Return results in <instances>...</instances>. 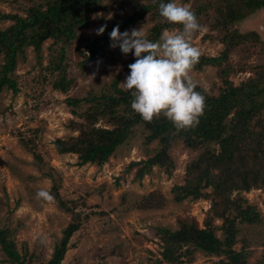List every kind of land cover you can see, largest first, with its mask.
<instances>
[{"label":"rangeland","instance_id":"374dc122","mask_svg":"<svg viewBox=\"0 0 264 264\" xmlns=\"http://www.w3.org/2000/svg\"><path fill=\"white\" fill-rule=\"evenodd\" d=\"M146 2L106 0L93 14L89 26L83 30L84 35L88 38L98 36L95 29L100 25H106L107 29L117 15L132 16L138 3ZM178 2L189 5L190 9L193 4L189 0ZM32 5L28 0H0V31L14 24L3 16L19 14L25 17V7ZM164 21L161 18V22ZM155 23L146 15L137 29L144 26L147 38ZM236 28L242 33L256 32L264 42V8L239 22ZM175 30L178 29L168 31ZM210 33L214 39L205 38ZM215 37L216 32L209 28L194 33L191 43L199 49L200 57L221 55L224 45ZM56 48L51 40L45 41L40 57L33 48H28L25 55L18 58L15 71L19 93L15 95L4 89L0 95V228L12 232L26 264H47L72 221V214L61 207L57 193L70 207L75 202L76 212L81 213V227L71 238L62 264H149L161 258L163 251L158 229L176 232L181 228V220L194 221L202 230L211 221L216 237L224 241L225 221L210 213L212 202L209 199L175 201V188L187 183V168L199 155L185 147L182 140L174 141L170 147L174 165L170 173L156 166L142 178H138L142 166L131 167V164L146 161L161 149L157 141L150 145L145 143L146 133L142 128H137L135 135L102 167L80 165L77 154L58 152L54 144L57 139L67 141L79 135L71 129L70 122H83L71 114L67 99L86 98L90 91L109 87L118 77L122 87L134 56L118 50L108 53L106 60L98 58L86 63L78 54L82 46L76 42L67 53V77L74 83L64 94L53 87L59 73L49 70ZM240 58L232 55L229 60L237 66ZM247 61L252 64L258 57L255 55ZM3 64L0 54V67ZM219 72L217 66H206L201 71L191 69L190 76L198 86L218 96L225 87ZM253 76L252 71L237 70L230 74L229 81L239 87ZM87 107L83 105L81 111ZM99 126L105 127L103 123ZM40 189L48 191L53 199L36 198L35 193ZM211 191L204 190L203 194ZM237 195L235 192L233 197ZM241 196L257 207L263 223L237 224L239 232L233 249L240 251L243 241H248L249 263L257 264L264 250V191L252 189ZM149 197L153 201L163 197L164 206L140 210L141 202ZM153 207H156L155 202ZM194 256L192 264H216L218 261L215 256L202 252ZM0 264H13L7 260L1 246Z\"/></svg>","mask_w":264,"mask_h":264},{"label":"trees","instance_id":"16d2710c","mask_svg":"<svg viewBox=\"0 0 264 264\" xmlns=\"http://www.w3.org/2000/svg\"><path fill=\"white\" fill-rule=\"evenodd\" d=\"M28 1L33 5L25 7V17L19 14L3 16V19L14 24L0 31V54L4 58V64L0 67V95L4 89L11 90L15 95L19 93L15 79L18 58L25 55L28 48H33L40 57L42 45L47 40L52 41L53 47H58L54 54L52 52L49 66L52 73H59L53 87L66 94L74 83L73 79L67 77V53L76 42L82 46L78 54L84 58V62L90 63L98 58L106 60L108 53L120 50L119 47L109 46L108 33L113 26L118 25L119 30L124 32L130 27L137 28L145 21L146 15H150V19L156 21L147 37L152 41L158 40L165 29L181 27L161 22L158 11L161 0H147L145 4L138 3L132 16L117 15L113 25L102 35L88 38L83 30L106 0ZM189 1H193L191 10L198 23L216 32L215 38L224 45L219 57H199L192 68L201 71L206 66H217L225 85L218 96L197 87L196 90L204 96V108L198 122L189 128L177 130L162 115L150 122L143 121L131 109L130 91L120 86L118 77L109 87L90 91L86 98L67 99L71 114L83 122H70L71 129L79 132L77 137L67 141L57 139L54 144L60 154H77L80 165L102 167L135 135L137 128H142L146 133L145 143L150 145L157 141L161 147L146 161L131 164V167L142 166L138 171V178H142L156 166L170 173L174 168L170 147L174 141L182 140L185 147L197 151L199 155L187 168V183L175 188V201L209 199L212 202L210 213L225 221L223 229L226 238L221 241L216 237L211 221L202 230L194 221L181 220V228L176 232L158 229L163 251L161 258L151 260L149 264H192L197 252L215 256L218 259L216 264H250V243L243 241L240 251H235L233 247L239 232L237 224L263 223L257 207L250 205L241 194L252 189L264 191V42L258 33H242L236 25L264 8V0ZM163 2L167 3L168 0ZM205 38L214 39L211 33ZM232 55L241 57L237 66L229 60ZM255 55L258 61L248 64L247 60ZM111 58L114 59L113 56ZM134 60L135 57L130 63ZM237 70L252 71L254 76L236 87L229 81V76ZM83 103L88 107L81 111L85 105ZM99 123L105 127H98ZM209 189L211 193L203 194L204 190ZM235 192L238 195L233 197ZM56 198L73 218L47 264H62L71 238L81 227V213L76 212V203L72 202L70 207L58 193ZM154 202L156 207H153ZM163 202V197L154 201L149 197L138 208H162ZM12 236L9 229L0 228L1 250L9 262L26 264ZM257 264H264V250Z\"/></svg>","mask_w":264,"mask_h":264},{"label":"clouds","instance_id":"9594fccd","mask_svg":"<svg viewBox=\"0 0 264 264\" xmlns=\"http://www.w3.org/2000/svg\"><path fill=\"white\" fill-rule=\"evenodd\" d=\"M159 15L166 22L181 26L178 30L161 32L158 40L145 38L144 26L121 32L113 26L108 33L110 47H119L123 54L131 53L135 60L128 65L129 73L121 83L132 97L130 107L145 122L163 116L177 130L193 126L204 108V96L190 71L198 62L200 51L191 40L194 33L203 31L189 5L178 0L159 3ZM110 18V17H109ZM106 25L95 29L96 35L105 32ZM36 198L51 201L52 195L43 189Z\"/></svg>","mask_w":264,"mask_h":264}]
</instances>
